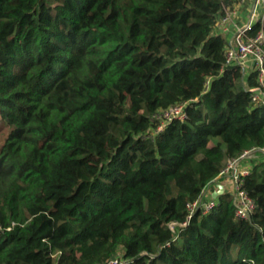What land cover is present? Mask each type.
<instances>
[{
	"label": "trees",
	"instance_id": "16d2710c",
	"mask_svg": "<svg viewBox=\"0 0 264 264\" xmlns=\"http://www.w3.org/2000/svg\"><path fill=\"white\" fill-rule=\"evenodd\" d=\"M237 2L0 0V264H264L262 154L247 219L224 191L182 225L264 147L256 73L215 29Z\"/></svg>",
	"mask_w": 264,
	"mask_h": 264
},
{
	"label": "built area",
	"instance_id": "2783aa9c",
	"mask_svg": "<svg viewBox=\"0 0 264 264\" xmlns=\"http://www.w3.org/2000/svg\"><path fill=\"white\" fill-rule=\"evenodd\" d=\"M246 3H248L249 8L247 20L239 22L236 18V6ZM263 19L264 0H238L233 9L226 10L225 15L215 24L217 32L225 36L229 35L225 55L226 64H235L242 68L246 74L250 71L256 73L257 84L249 89L250 100L256 106H264V29L261 27L254 36H250L248 32L255 23H260L262 26ZM183 116V105L180 104L163 111L160 118L163 119L164 124ZM163 124L158 127V131L162 130ZM258 154L264 156V147L245 151L239 158L228 161L218 178L206 186L202 195L195 201L186 204L188 214L186 222L182 225H185L196 211L200 210L206 214L216 205L215 199L209 197V194L213 188L217 189L218 185L223 186V192L227 191L232 194L235 215L247 219L254 208V204L241 188V179L249 174L250 165L246 160L255 158ZM118 263L119 259L114 258L106 264Z\"/></svg>",
	"mask_w": 264,
	"mask_h": 264
},
{
	"label": "crops",
	"instance_id": "0c3cea01",
	"mask_svg": "<svg viewBox=\"0 0 264 264\" xmlns=\"http://www.w3.org/2000/svg\"><path fill=\"white\" fill-rule=\"evenodd\" d=\"M236 18H237V21L239 22H244L247 20V15H248V12H249V8H248V3H246L245 5H238L236 6ZM236 21V20H235ZM226 38L227 40H229V35L227 36L226 35ZM216 188H213L209 194V197H212V194L214 192L217 191V189L215 190Z\"/></svg>",
	"mask_w": 264,
	"mask_h": 264
},
{
	"label": "water",
	"instance_id": "95a60500",
	"mask_svg": "<svg viewBox=\"0 0 264 264\" xmlns=\"http://www.w3.org/2000/svg\"><path fill=\"white\" fill-rule=\"evenodd\" d=\"M223 192V186L218 185L217 191L212 194V198H216L218 195L222 194Z\"/></svg>",
	"mask_w": 264,
	"mask_h": 264
},
{
	"label": "rangeland",
	"instance_id": "374dc122",
	"mask_svg": "<svg viewBox=\"0 0 264 264\" xmlns=\"http://www.w3.org/2000/svg\"><path fill=\"white\" fill-rule=\"evenodd\" d=\"M229 188H231V187H229Z\"/></svg>",
	"mask_w": 264,
	"mask_h": 264
}]
</instances>
